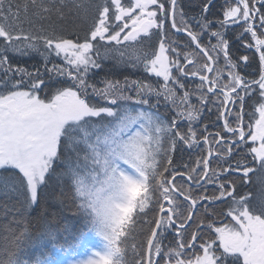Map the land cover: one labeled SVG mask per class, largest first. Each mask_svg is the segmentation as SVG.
Segmentation results:
<instances>
[{"label": "snow or ice", "instance_id": "obj_1", "mask_svg": "<svg viewBox=\"0 0 264 264\" xmlns=\"http://www.w3.org/2000/svg\"><path fill=\"white\" fill-rule=\"evenodd\" d=\"M215 7L201 0L188 19L179 0H0V195L19 213L0 264L67 253L69 229L37 212L53 186L99 242L81 237L84 256L67 264H264V200L236 183L264 172V0H224L212 19ZM33 56L39 66H22ZM107 60L137 78L98 86ZM185 149L192 164L175 158Z\"/></svg>", "mask_w": 264, "mask_h": 264}, {"label": "trees", "instance_id": "obj_2", "mask_svg": "<svg viewBox=\"0 0 264 264\" xmlns=\"http://www.w3.org/2000/svg\"><path fill=\"white\" fill-rule=\"evenodd\" d=\"M179 2L184 7L185 11L188 13V17H187L188 19H191L193 16H196L200 13L201 0H179ZM214 3L216 7L211 9V13L209 14L210 18L212 19L222 18V12L220 6L224 3V0H214ZM90 22H91L90 17L87 21L84 22L77 21V23L80 24L81 28L87 27V25ZM232 27H237V26L233 25ZM179 35L183 36L184 41L188 39L186 36L182 34ZM228 35L232 36V32L229 31ZM212 42L215 43V39H213ZM232 51L235 55L238 56L240 52H245L247 50L244 49L243 46L239 45L237 42H233ZM252 51H254V49ZM248 54L251 56L252 53L248 52ZM40 59L41 58L39 56H33L32 58L24 57L22 66L29 68V70H33V65L39 66L37 62ZM50 59L54 60L56 63H62L56 57H51ZM255 60H256V64H254L251 68L247 69V71L253 75L256 73V67L258 65V54L255 57ZM240 63L244 64V61L241 60ZM40 71L41 72L44 71L43 67H40ZM95 71L98 73V75L96 76V82L98 83V86H102L99 84V81L103 79L105 75H110L112 73L131 74L132 78H137V72L135 69L125 68L123 66L114 67L113 62L110 60L103 61L102 68ZM240 71L243 74L245 69L241 68ZM140 75L143 74L140 73ZM117 78L122 79L123 77L118 75ZM189 88L191 89V84L189 85ZM41 96L43 97L44 94L41 93ZM160 110L163 111V104L160 106ZM245 114L246 115H245L244 124L245 125H248L249 123L254 124V119L252 117L254 116L255 118H257V113H255V108L251 104V102L246 104ZM209 117L211 118V120L213 121L215 120V116L209 113L206 109L203 118L205 119V121H208ZM197 151L198 150L196 149L194 150L185 149L183 153L177 152L175 158L177 160L182 159L184 162L188 164H192L193 161L197 158V154H196ZM255 167L256 170L249 173V176L246 179V182L242 188L239 186L240 185L239 181H237L236 183H237V191L241 192V194L246 193L248 195L249 200H251L254 205L259 206L261 200H264V185L262 183V181H264V172H261L259 170L258 165H256ZM235 175H241V174L236 173ZM59 193H60L59 187H55V186L50 187L48 190L45 191L44 193L45 198L40 201V206L37 209V212L41 216L47 217L48 221L53 225V227H59L61 229L66 227L69 229V233L66 235L68 236L70 247L68 248L67 253L59 248H51L49 252V259L52 262V264H57L59 261L65 258L75 256L77 253H79L84 247V243L82 242L81 237H83V240L86 241V235L88 234L83 219L79 214V212L77 211L76 205L70 199L65 201L60 196ZM14 203H15L14 197L12 200H9L7 197L0 195V259L5 258L4 248L6 245V238H7V244L10 246L13 232L18 227L13 222V218L19 216V213L13 211H9L7 212V214H5L3 211V206L8 205L9 207H11ZM219 211L220 209H217V212ZM37 212H32L30 210L26 215L34 218L37 215ZM228 222H231V218L230 217L225 218L224 216H220L217 221L219 226H223V224L221 223H228ZM141 225L142 222L140 221H137L134 225H132L137 229V233H136L137 239H139L140 236L139 228L141 227ZM37 253H38V249L35 248L29 249L28 258L29 259L33 258ZM129 255H131V253H129Z\"/></svg>", "mask_w": 264, "mask_h": 264}, {"label": "rangeland", "instance_id": "obj_3", "mask_svg": "<svg viewBox=\"0 0 264 264\" xmlns=\"http://www.w3.org/2000/svg\"><path fill=\"white\" fill-rule=\"evenodd\" d=\"M60 60V59H59ZM61 62H63L62 60H60ZM249 142H251V141H249ZM256 146L258 147L259 146V141H257L256 142ZM194 150V149H193ZM262 183H263V185H264V181H262ZM234 223V222H233ZM221 224H223V223H221ZM98 241H97V239H96V237L95 238H93L92 240H91V242H90V244L91 245H98ZM222 251V250H221ZM84 254H85V250L80 254H78L77 256H75V257H72V258H77V259H79V258H82L83 256H84ZM72 258H67V259H63L61 262H59L58 264H67V261L68 260H70V259H72Z\"/></svg>", "mask_w": 264, "mask_h": 264}, {"label": "flooded vegetation", "instance_id": "obj_4", "mask_svg": "<svg viewBox=\"0 0 264 264\" xmlns=\"http://www.w3.org/2000/svg\"><path fill=\"white\" fill-rule=\"evenodd\" d=\"M253 126H254V124H253ZM245 130L247 131L248 129H247V127L245 128ZM256 146V145H255Z\"/></svg>", "mask_w": 264, "mask_h": 264}, {"label": "water", "instance_id": "obj_5", "mask_svg": "<svg viewBox=\"0 0 264 264\" xmlns=\"http://www.w3.org/2000/svg\"><path fill=\"white\" fill-rule=\"evenodd\" d=\"M182 35H184L183 33H181Z\"/></svg>", "mask_w": 264, "mask_h": 264}]
</instances>
